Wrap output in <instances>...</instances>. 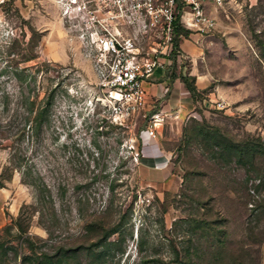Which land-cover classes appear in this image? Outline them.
<instances>
[{"label":"rangeland","instance_id":"obj_1","mask_svg":"<svg viewBox=\"0 0 264 264\" xmlns=\"http://www.w3.org/2000/svg\"><path fill=\"white\" fill-rule=\"evenodd\" d=\"M206 4L213 30L181 26L205 75L160 125L162 170L140 162L144 109L104 115L59 1L0 0V264H264V0Z\"/></svg>","mask_w":264,"mask_h":264},{"label":"built area","instance_id":"obj_2","mask_svg":"<svg viewBox=\"0 0 264 264\" xmlns=\"http://www.w3.org/2000/svg\"><path fill=\"white\" fill-rule=\"evenodd\" d=\"M79 36L87 55H92L97 75L98 105L104 115L123 122L143 111L145 128L160 135V125L170 111L146 110L147 90L143 84L162 56L180 54L175 44L179 23L200 33L216 27L208 0H58ZM223 4L227 0H212ZM163 88L162 95L168 90ZM224 105V100H217ZM179 115L181 108L174 109ZM139 151L137 152V154Z\"/></svg>","mask_w":264,"mask_h":264},{"label":"crops","instance_id":"obj_3","mask_svg":"<svg viewBox=\"0 0 264 264\" xmlns=\"http://www.w3.org/2000/svg\"><path fill=\"white\" fill-rule=\"evenodd\" d=\"M179 42L180 48L184 50H190L189 47L194 51L196 49V47H192L187 42L186 37L181 38ZM193 53L185 55V53L182 54L181 52L180 54L162 56V62L155 67L150 76L144 79L143 84L147 90L146 110L149 115L153 112L172 111L176 107H180L181 111H189L196 106L198 100L194 99L190 89L180 76L181 73L194 75L197 88L199 89L201 86L198 84V81L205 73L199 67L198 55H194ZM184 57L189 58L188 66L182 63ZM165 85H168L169 88L162 95ZM154 96L159 100L158 104L152 103ZM209 98L212 97L210 96ZM141 135V164L162 170L168 169L172 158L169 150L163 145L161 138L149 134L146 128H144V133H141Z\"/></svg>","mask_w":264,"mask_h":264},{"label":"trees","instance_id":"obj_4","mask_svg":"<svg viewBox=\"0 0 264 264\" xmlns=\"http://www.w3.org/2000/svg\"><path fill=\"white\" fill-rule=\"evenodd\" d=\"M181 26H183V25H181V24L178 23V24L176 25V28H175V30H176V35H175V44H176V46H179V34L182 33V31H181ZM183 27H185V26H183ZM24 67H25V66H24ZM22 71H24V68H23V67H21L20 69H19V67H16V69H15V74H16L17 76H19V77H23V74H21ZM180 76H181V78L184 80V82L186 83V85L188 86V88L190 89L192 95H193V94H196V91H197L198 89H197L195 83L191 80V79L195 78L194 75H189V74L181 73ZM29 102H31V105L28 106V107H29V110L31 111V110H32V104H33L34 100H33V99H30ZM48 102H50V99L47 100V104H48ZM29 110H28V112H29ZM43 110H44V109H41V110H40L37 114H35V116H34V118L36 117L37 119H38V117H39V119L37 120V124H38V126H40V124L42 123L41 118H42V115H43ZM32 121H33V118H32ZM32 121H31L30 125H32ZM226 145H227V146H234V147H237V148H239V149L241 148V150H244V149H248V150H249V149H252V150H253L254 148H256L255 145L248 146V147H247V146H246V147H239V146H237L236 143H234V144H233V143H226ZM257 148H258V147H257ZM259 150L262 151V152H264V145H263L262 147H260ZM249 151H250V150H249ZM115 230H117L115 227H111V228L107 229V231H105V233H106L107 235H109V234L113 233ZM73 249H74V248H73ZM34 264H59V261L54 260V259L52 258V256H51V254L45 253L44 258L38 259V261H37V258H36Z\"/></svg>","mask_w":264,"mask_h":264}]
</instances>
